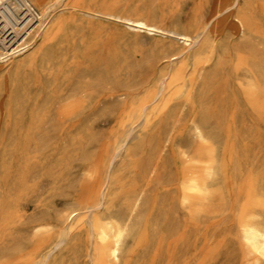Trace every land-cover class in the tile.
Masks as SVG:
<instances>
[{"label":"rangeland","instance_id":"374dc122","mask_svg":"<svg viewBox=\"0 0 264 264\" xmlns=\"http://www.w3.org/2000/svg\"><path fill=\"white\" fill-rule=\"evenodd\" d=\"M31 1L48 28L0 62V264H92L99 224L114 264H259L264 0Z\"/></svg>","mask_w":264,"mask_h":264},{"label":"bare ground","instance_id":"6f19581e","mask_svg":"<svg viewBox=\"0 0 264 264\" xmlns=\"http://www.w3.org/2000/svg\"><path fill=\"white\" fill-rule=\"evenodd\" d=\"M10 2H11V0H0V13L4 14L5 11L10 12V13L13 12L12 9L10 8V5H9ZM231 7H232V5L230 7H226L224 9L218 10L214 14L213 20L217 19V17L219 15L229 11L231 9ZM14 8L17 9V10H19V9L26 10V14L28 16L24 19V22L22 21L23 23L14 24L13 27H11L13 29L12 32L15 33L14 37L10 36L12 38L8 40V38H6L7 36H5V38H2V36L0 35V53H2V54H0V62H7L8 59L11 58V57H19L20 55H22L25 51H27L29 49V47H31L35 43L36 39H34L31 42H28L30 40V38L32 37V35H34L36 33V36L37 35H38V37L41 36L46 31V29L48 28V25H49V21H48L49 12H48V9L44 10V14H42L41 11L34 5V3L31 0H17V4L14 5ZM234 21H236V20H234ZM132 24L134 25V27L138 31L139 30H146L151 35L154 34V32L157 30L154 26H152L151 24H149L146 20H144L142 18H138L136 20H132ZM214 26H215V24H214ZM209 27H208V29H209ZM181 39L184 41V43H187V44L192 42V38L189 35H182ZM207 52L208 53H205V51H204L198 57L197 65H200V69H202V70H206V68L208 67V63L211 61V58H212V56L214 54V46L210 47L207 50ZM205 54H207L208 56L203 58V55H205ZM186 67H187V65H186ZM171 68H172V66H171ZM183 70L184 69L181 67V69L178 70L177 73L174 75V78L179 76L180 74H182ZM197 72L199 73V71H197ZM199 77H202V76H199ZM172 82L174 83V81H172ZM163 87L168 88L167 86H165V83H164ZM163 87H160L161 91H162ZM163 91H164V89H163ZM159 93H161L160 90H159ZM163 98H164V95H163ZM168 98H169V96H168ZM166 102H168V100ZM168 104L169 103H167V105ZM145 106H146V104H145ZM150 106H151V104H150ZM134 131H135V129H134ZM98 189L94 190L92 192V194H97L100 191H102V190H100V189L98 190ZM93 203H92V205H93ZM87 206H91V205H87ZM87 208H89V207H87ZM90 208L92 209L93 207H90ZM99 208H100V206H99ZM92 221H93V219H92ZM98 223H100V222H98ZM99 225L98 226L97 225L94 226L95 230L97 232H99L98 234H99V242L100 243L95 248V250H93L94 255H93V258H92V262H93L92 264H114L115 262H117L119 260V257L121 256V254H120V251H121L120 250V243H121V240H122V237H123L122 233H123L124 230L122 231V233H119V235L116 238V240L112 242L110 233L108 231H106V229L100 227ZM94 231H93V233H96ZM247 248L249 249L250 254L252 256V260L254 262L259 263V264H264V229L256 228V227H253V226L249 227L248 235H247ZM119 254H120V256H119Z\"/></svg>","mask_w":264,"mask_h":264}]
</instances>
